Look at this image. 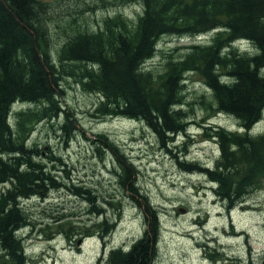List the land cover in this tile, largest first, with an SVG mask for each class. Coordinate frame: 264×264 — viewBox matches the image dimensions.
Returning a JSON list of instances; mask_svg holds the SVG:
<instances>
[{
  "label": "trees",
  "instance_id": "trees-1",
  "mask_svg": "<svg viewBox=\"0 0 264 264\" xmlns=\"http://www.w3.org/2000/svg\"><path fill=\"white\" fill-rule=\"evenodd\" d=\"M109 1L138 3L141 12L135 20L107 18L94 31L75 25L65 30L66 20L56 24L64 40L54 54L47 29L53 17H48L49 7L41 0H0V264H32L21 232L33 227V218L24 206L46 200L52 192L65 189L100 219L89 227L57 224L55 230L67 239L69 229L84 238H106L120 219L119 200L103 202L114 212L109 219L96 191L64 182L57 171L68 179L67 164L54 150L45 152L32 142L40 125L52 127L55 121V132L65 143L78 131L75 113L61 101L64 83L71 79L85 94L98 98L93 119L136 121L168 151L175 136L186 135L185 81L195 75L211 93L213 112L233 118L242 131L200 125L202 137L217 147L214 165L180 160L178 166L187 174L206 176L227 210L264 180V133H251L264 112V0ZM207 35L209 40H203ZM165 37L193 41L183 54L174 55V49L162 54L161 64L146 65ZM210 105L206 109H212ZM94 137L95 152L111 157L117 185L146 221L139 239L127 249H110L98 264H153L158 219L138 188L137 167L107 135ZM210 249V261L224 259Z\"/></svg>",
  "mask_w": 264,
  "mask_h": 264
},
{
  "label": "rangeland",
  "instance_id": "rangeland-1",
  "mask_svg": "<svg viewBox=\"0 0 264 264\" xmlns=\"http://www.w3.org/2000/svg\"><path fill=\"white\" fill-rule=\"evenodd\" d=\"M41 1L51 11L48 17L53 16L47 29H50L54 54L64 40L56 24L66 20L65 30L75 25L94 31L107 18L123 15L135 20L141 12V6L137 3L119 5L109 0ZM209 38L207 35L203 40ZM192 41L188 37L161 39L156 56L146 65L152 67L153 64H161L162 54L174 49H177L174 55L183 54ZM63 88L62 105L75 113L78 131L71 141L65 143L61 134L55 132V121L52 127L40 125L32 142L38 143L45 152L47 148L54 150L67 164L65 169L70 172L68 179L64 173L57 171L64 182L96 191L97 200L107 210L109 219L113 218L114 212L104 203L119 200L120 219L106 238H99L98 235L84 238L69 229L72 235L67 239L65 234L55 230L57 224L67 221L72 228H79L100 221L97 215L88 213L89 208L84 201L61 189L50 193L46 200L26 202L24 207L33 218V227H26L21 235L26 255L32 264H98L102 255L110 249H127L146 229L143 211L124 196L115 181L116 165L111 157L95 152L91 142L98 133L107 135L133 161L138 170V188L151 207L155 208L159 231L153 264L263 263L264 180L259 188L250 191L243 200L227 210L226 203L215 196V186L207 181L206 176L195 172L187 174L177 164V161L183 160L206 167L214 165L218 157L217 147L213 141L202 137L205 131L200 125L242 131L233 118L213 112L211 93L195 75L188 76L185 81L182 110L189 122L186 135L175 136L174 146L166 148L169 152L161 147L148 129L136 121L93 119L91 113L98 98L85 94L72 79L64 83ZM209 102L212 109H206ZM17 108L18 105L13 108L11 122ZM251 133H264V112ZM49 236L52 237L47 239ZM203 244L209 246L204 247ZM212 247L222 255V261L214 263L207 258L213 251L210 249Z\"/></svg>",
  "mask_w": 264,
  "mask_h": 264
},
{
  "label": "bare ground",
  "instance_id": "bare-ground-1",
  "mask_svg": "<svg viewBox=\"0 0 264 264\" xmlns=\"http://www.w3.org/2000/svg\"><path fill=\"white\" fill-rule=\"evenodd\" d=\"M138 4V3H137ZM121 19V18H120ZM110 20V19H109ZM125 21V20H124ZM205 36V35H204ZM212 39V38H211ZM241 41V40H240ZM207 43V42H206ZM209 44V43H208ZM227 50V49H226ZM224 83V82H223ZM206 87V86H205ZM253 135V134H252Z\"/></svg>",
  "mask_w": 264,
  "mask_h": 264
},
{
  "label": "flooded vegetation",
  "instance_id": "flooded-vegetation-1",
  "mask_svg": "<svg viewBox=\"0 0 264 264\" xmlns=\"http://www.w3.org/2000/svg\"><path fill=\"white\" fill-rule=\"evenodd\" d=\"M208 182H210L208 179H207ZM214 192V191H213Z\"/></svg>",
  "mask_w": 264,
  "mask_h": 264
},
{
  "label": "water",
  "instance_id": "water-1",
  "mask_svg": "<svg viewBox=\"0 0 264 264\" xmlns=\"http://www.w3.org/2000/svg\"><path fill=\"white\" fill-rule=\"evenodd\" d=\"M262 264H264V261H263V263Z\"/></svg>",
  "mask_w": 264,
  "mask_h": 264
}]
</instances>
